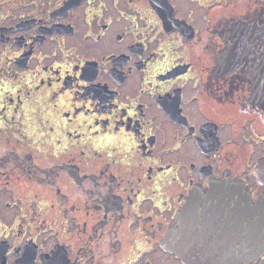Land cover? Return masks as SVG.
I'll return each mask as SVG.
<instances>
[{
	"label": "flooded vegetation",
	"instance_id": "1",
	"mask_svg": "<svg viewBox=\"0 0 264 264\" xmlns=\"http://www.w3.org/2000/svg\"><path fill=\"white\" fill-rule=\"evenodd\" d=\"M243 193L264 0H0V264H185L184 234L238 257Z\"/></svg>",
	"mask_w": 264,
	"mask_h": 264
},
{
	"label": "water",
	"instance_id": "2",
	"mask_svg": "<svg viewBox=\"0 0 264 264\" xmlns=\"http://www.w3.org/2000/svg\"><path fill=\"white\" fill-rule=\"evenodd\" d=\"M241 202L242 208L239 207L235 210L239 209L242 212V225H248L253 230L250 237H243L242 255L238 257L207 256L204 254L208 251L204 249V251L199 250L203 254L202 256H195L188 248V235L184 234L179 239L178 246L180 247V258L185 264H251L264 250V196H259L257 201L253 202L247 193H243ZM164 245L168 248L176 245L171 233L167 234ZM216 253L222 254L220 250H217Z\"/></svg>",
	"mask_w": 264,
	"mask_h": 264
}]
</instances>
